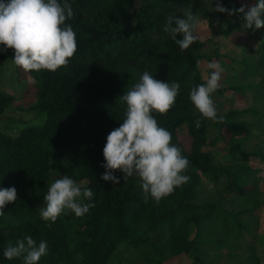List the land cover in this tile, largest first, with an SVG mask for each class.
I'll use <instances>...</instances> for the list:
<instances>
[{
  "label": "trees",
  "instance_id": "obj_1",
  "mask_svg": "<svg viewBox=\"0 0 264 264\" xmlns=\"http://www.w3.org/2000/svg\"><path fill=\"white\" fill-rule=\"evenodd\" d=\"M69 3L74 14L66 24L76 32V53L67 67L28 71L37 87L30 111L42 117V122L26 124L16 135L6 133L2 117L15 98L0 88V189L14 186L18 195L0 216V264H24L23 257L8 260L3 252L26 236H32L37 245L47 241L48 254L37 264H107L119 245L139 264H167L182 255L202 264L199 245L204 243L227 249L235 264H264L257 244L246 240L259 226L256 210L264 205L260 168L252 165L254 155L264 158V148L250 151L245 147L254 135L261 137L264 146V38L241 62L244 78L260 80L216 91L250 92L255 105L218 112L223 121H211L190 100L191 88L206 80L201 68L205 42L200 39L181 50L164 31L168 16L183 17L187 8L195 14L197 0ZM223 6L232 9L229 0ZM224 16L217 13L219 20ZM242 16L236 14L240 26ZM231 29L232 25L225 31ZM246 30L264 32V27ZM13 56L14 49L2 46L0 65L13 61ZM216 57L229 56L217 53ZM145 71L155 79L179 83L174 107L166 115H153L190 161L184 173L190 180L159 203L150 195L146 198L136 175L124 180V173L115 170L119 184L102 179L107 171L102 166L107 136L125 119L126 104L119 97ZM210 126L217 129L212 138ZM225 132L230 134L229 147L220 159L215 147L226 139ZM64 176L82 189L91 188L94 197L85 202L95 206L81 217L66 210L55 222L43 220L39 213L48 185ZM204 178L219 189L220 198L209 195ZM241 245L245 253L239 256Z\"/></svg>",
  "mask_w": 264,
  "mask_h": 264
},
{
  "label": "clouds",
  "instance_id": "obj_2",
  "mask_svg": "<svg viewBox=\"0 0 264 264\" xmlns=\"http://www.w3.org/2000/svg\"><path fill=\"white\" fill-rule=\"evenodd\" d=\"M210 10L229 15L243 13L244 29L264 27V0H256L251 6L243 4L239 9H228L217 2ZM73 14L69 0H63V3L60 0H0V45H4L5 50L14 49L13 62L25 72L56 71L67 67L78 48L76 32L71 24H66ZM200 24V13L193 14L192 8H187L183 17L168 16L164 31L171 34L181 50H186L200 40ZM177 35L182 39H177ZM207 68L214 71L204 83L191 88L190 100L203 118L223 121L213 99L220 87L223 68L215 61L209 62ZM179 93L178 82L158 80L145 71L139 82L119 97L126 104L125 119L107 136L103 149L106 163L102 165L107 171L102 174V179L119 184L115 170L124 173V180L136 175L142 181L146 198L150 195L157 203L190 180L184 174L189 159L172 143V133L153 115L154 112L166 115L174 107ZM196 127H200L199 120ZM93 197L91 188L82 189L69 176L56 179L48 185L40 217L55 222L66 210L81 217L95 206L85 202L92 201ZM17 199L14 186L0 189V216L4 214V207ZM47 254V241L41 240L37 245L32 236L17 240L14 246L9 244L3 252L8 260L23 257L24 264H37Z\"/></svg>",
  "mask_w": 264,
  "mask_h": 264
},
{
  "label": "rangeland",
  "instance_id": "obj_3",
  "mask_svg": "<svg viewBox=\"0 0 264 264\" xmlns=\"http://www.w3.org/2000/svg\"><path fill=\"white\" fill-rule=\"evenodd\" d=\"M224 0H197V12L201 15V24L198 29L200 39L205 42V46L201 52V68L204 79L214 70L208 69L209 62H218L223 68L220 87H228L238 85L244 82L256 83L260 77L246 79L242 74V60L250 56L257 49L258 45L264 38V32H252L242 28L237 23L236 12L233 15L225 13L223 20L217 17L218 11L210 10L214 8L217 2L222 3ZM256 0H229L232 9H239L243 4L251 6ZM233 29L227 33L228 27ZM4 45H0V48ZM224 54L229 57L217 58L216 54ZM8 61L0 65V88L14 96L15 101L12 107L5 111L2 117L3 130L11 135L19 133L20 129L26 124H39L42 117L30 111V106L36 101V91L34 79L29 72H25L21 67ZM214 101L217 105L218 112L225 113L231 109H242L255 105L252 93L239 94L234 92H215L213 94ZM217 134V129L213 126L209 127V136L212 138ZM226 139L221 140L215 147V153L218 158L223 159V155L228 150L230 134L225 132ZM262 139L257 135L251 136L245 144L247 150H255L256 148H264L261 145ZM252 165L260 168V191L264 192V158L260 155L252 157ZM53 183V182H52ZM202 183L209 191V195L214 198H220L221 192L209 180L202 179ZM259 217V226L254 229L253 233L246 236L248 242L257 244L260 254L264 256V205L256 210ZM202 264H235L236 260L229 254L227 249H215L212 243H204L199 245ZM239 256L244 255L243 246L237 249ZM244 252V253H243ZM107 264H139L136 257L129 251H126L122 245H119L115 253ZM167 264H194L193 259L188 255H182L179 258L167 262Z\"/></svg>",
  "mask_w": 264,
  "mask_h": 264
}]
</instances>
